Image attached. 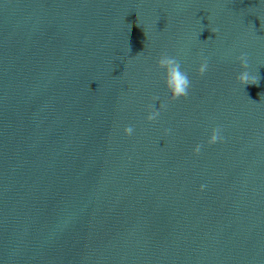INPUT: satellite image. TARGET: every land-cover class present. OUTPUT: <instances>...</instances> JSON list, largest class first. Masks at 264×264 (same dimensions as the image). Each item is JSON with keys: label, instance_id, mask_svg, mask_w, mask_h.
<instances>
[{"label": "water", "instance_id": "water-1", "mask_svg": "<svg viewBox=\"0 0 264 264\" xmlns=\"http://www.w3.org/2000/svg\"><path fill=\"white\" fill-rule=\"evenodd\" d=\"M0 264H264V0H0Z\"/></svg>", "mask_w": 264, "mask_h": 264}, {"label": "clouds", "instance_id": "clouds-1", "mask_svg": "<svg viewBox=\"0 0 264 264\" xmlns=\"http://www.w3.org/2000/svg\"><path fill=\"white\" fill-rule=\"evenodd\" d=\"M235 59L239 63L241 69L236 76L237 82L243 86L258 84V75H253L249 71L248 54L246 52H241L235 57ZM156 66L158 69L162 70L164 87L167 89L172 99L186 97L189 94L191 80L188 73L182 68L181 62L176 56L169 55L167 52H162L156 61ZM208 69V59L206 57H201L197 72L200 75H204ZM158 101H160V98L156 97L154 98L153 104L148 106L149 112L147 119L150 121L156 120L160 116V110L156 109V102ZM165 107L166 105L163 102H160V108L163 109ZM124 131L127 135H132L134 127L129 125L124 129ZM224 139L225 137L223 135L222 126L214 127L209 137V143L223 142Z\"/></svg>", "mask_w": 264, "mask_h": 264}]
</instances>
